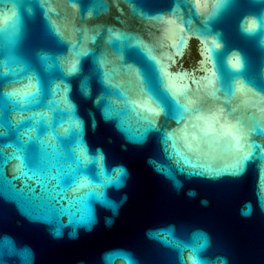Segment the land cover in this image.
<instances>
[{
  "label": "water",
  "instance_id": "95a60500",
  "mask_svg": "<svg viewBox=\"0 0 264 264\" xmlns=\"http://www.w3.org/2000/svg\"><path fill=\"white\" fill-rule=\"evenodd\" d=\"M0 90V264H264V0H0Z\"/></svg>",
  "mask_w": 264,
  "mask_h": 264
},
{
  "label": "snow or ice",
  "instance_id": "6c2138e0",
  "mask_svg": "<svg viewBox=\"0 0 264 264\" xmlns=\"http://www.w3.org/2000/svg\"><path fill=\"white\" fill-rule=\"evenodd\" d=\"M3 95V91L0 90V96ZM147 111V109H146ZM59 185H52V184H45L42 186V188L39 190V196L40 198L49 201L51 204L55 205L58 204L60 201L64 199L63 193L58 191ZM63 211L64 209H60Z\"/></svg>",
  "mask_w": 264,
  "mask_h": 264
},
{
  "label": "flooded vegetation",
  "instance_id": "af4514ba",
  "mask_svg": "<svg viewBox=\"0 0 264 264\" xmlns=\"http://www.w3.org/2000/svg\"><path fill=\"white\" fill-rule=\"evenodd\" d=\"M193 63H194V58H193V57L190 56V58L188 57V58L185 59V64H186L187 66H190V65H192Z\"/></svg>",
  "mask_w": 264,
  "mask_h": 264
}]
</instances>
